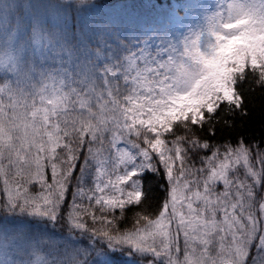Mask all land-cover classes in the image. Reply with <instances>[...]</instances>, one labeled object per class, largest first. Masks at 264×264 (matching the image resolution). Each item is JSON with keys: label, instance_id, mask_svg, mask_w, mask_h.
Wrapping results in <instances>:
<instances>
[{"label": "snow or ice", "instance_id": "snow-or-ice-1", "mask_svg": "<svg viewBox=\"0 0 264 264\" xmlns=\"http://www.w3.org/2000/svg\"><path fill=\"white\" fill-rule=\"evenodd\" d=\"M112 7L0 0V202L98 225L78 264H264V52L221 49L255 9L177 53Z\"/></svg>", "mask_w": 264, "mask_h": 264}, {"label": "trees", "instance_id": "trees-1", "mask_svg": "<svg viewBox=\"0 0 264 264\" xmlns=\"http://www.w3.org/2000/svg\"><path fill=\"white\" fill-rule=\"evenodd\" d=\"M98 2L113 6L105 11L111 10L154 23L158 31L142 38L150 39L155 36L158 43H165L177 53H182L194 40L200 47H206L210 31L212 29L220 31L223 19L230 28L236 27L242 23L238 15L248 14V9L254 8L255 11L249 15L251 21L248 24L251 30L249 34L241 38H233L226 45L221 46L222 55L233 49H243L249 53L264 52V35L257 34L264 32V19H261L259 15L260 5L257 4L260 2L264 5V0H98ZM155 3L162 7H149L150 4ZM238 9H242L243 12L238 13ZM174 14L179 17V25L172 22ZM232 20L236 23L232 24ZM243 23H248V21H243ZM213 67L217 71H222L219 61ZM53 143L51 136L36 135L35 146L38 147L41 158L47 155ZM21 212L27 214L25 222L40 224L48 229L47 237L42 243L45 251L44 259L37 257L29 264H34V260L37 264H78V262L91 259L90 256L85 255L86 246H91V239H100L98 233L94 234V229L99 228L98 225L89 224L87 230H76L74 225L65 219L49 227L47 221H51V218L44 216L34 207L30 208L23 199L16 200L14 204L0 202V220H13V218H18L15 214ZM28 217L40 220L33 221ZM64 238H69V243L64 242Z\"/></svg>", "mask_w": 264, "mask_h": 264}, {"label": "rangeland", "instance_id": "rangeland-1", "mask_svg": "<svg viewBox=\"0 0 264 264\" xmlns=\"http://www.w3.org/2000/svg\"><path fill=\"white\" fill-rule=\"evenodd\" d=\"M259 5H262L260 2H258ZM15 215H18V218H13L15 221H23L25 222L27 214L25 213H16ZM29 220H36L39 221V218L35 217H28ZM27 218V219H28ZM47 221V220H46ZM27 223V222H25ZM48 226H52L53 223L50 221H47ZM40 228H44L45 226L40 224ZM49 226V227H50ZM12 236L16 237V241L14 246L10 249L12 252V255L10 259L13 261V264H29L32 262V259H36L39 257L41 260L44 259L45 251H44V245L42 244L45 241L46 233H38V232H29L27 228H21L17 230L14 233H11ZM64 242L69 243V238H64ZM34 264L36 263V260L33 261Z\"/></svg>", "mask_w": 264, "mask_h": 264}]
</instances>
